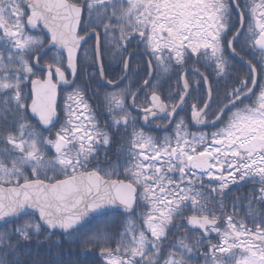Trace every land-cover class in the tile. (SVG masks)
Here are the masks:
<instances>
[{"label": "snow or ice", "instance_id": "6c2138e0", "mask_svg": "<svg viewBox=\"0 0 264 264\" xmlns=\"http://www.w3.org/2000/svg\"><path fill=\"white\" fill-rule=\"evenodd\" d=\"M233 8L238 24L229 33ZM89 40L91 62L108 85L119 82L105 75L108 53L118 51L125 73L123 55L133 44L146 62L143 102L139 89L111 91L103 125L74 84ZM0 42V264H19L16 253L42 231L45 239L70 234L97 210L131 212L138 200L137 224L116 238L84 233V253L98 249V264H264V213L255 207L264 206V0H0ZM41 53L54 55L45 63ZM231 56L247 74L212 113L207 69L227 80L237 70ZM160 66L178 74L169 99L153 76ZM189 68L207 89L202 105L192 102L191 121H221L216 131L192 132L183 117L174 120L201 83L190 84ZM62 85H74L63 99ZM129 106L144 124L174 125L171 134L150 135ZM117 132L127 138L117 153L123 162L104 167ZM241 182L257 186L244 217L225 205L230 186ZM177 228L196 238L169 242Z\"/></svg>", "mask_w": 264, "mask_h": 264}, {"label": "trees", "instance_id": "16d2710c", "mask_svg": "<svg viewBox=\"0 0 264 264\" xmlns=\"http://www.w3.org/2000/svg\"><path fill=\"white\" fill-rule=\"evenodd\" d=\"M243 3V0H241ZM233 19L229 33L235 29L238 24V16L234 9L231 13ZM229 33H226L225 36ZM89 48V51L81 53L80 59L78 62V78L75 84L81 85L86 91V95L92 105L93 109L97 111L98 117L101 125L105 123L102 117L108 116V97L112 92L107 89L102 81L99 79L98 68L96 64L91 62L92 52L91 49L95 47L94 42H89L85 47ZM141 52L137 49L135 44L128 48L127 53L123 55V59H127L129 55L133 52ZM50 56L54 53H50ZM49 55H46L45 63L48 62ZM121 56L118 54L108 53L103 59L105 75L112 80H119L124 75V64L121 62ZM234 67L237 68L236 71L232 72L230 77L225 80L224 84L220 83L219 78L215 77L210 68L207 69V74L209 77V82L212 85L213 89V101L208 109L210 112L214 113L217 106L222 102V98L226 89L230 90L233 87L234 81L238 78H243L247 74V68L242 66L236 60L231 57ZM189 62H191L189 60ZM201 70H205V62L199 64ZM191 70V68H189ZM140 73L142 78H146V63L140 57H135L130 64V73ZM178 74L172 71H166L163 66L154 69V76L156 82L159 84V94L162 98L169 99L168 90L175 89L177 87L176 79ZM130 78V77H129ZM141 78V83L143 79ZM190 84H194L196 79H199L201 83L198 86L191 88V93L188 99L186 100L182 110L180 111L177 119L183 117L186 120L187 125H190V112L192 102L195 100L200 105L204 103V100L207 99V92L203 81L194 75L188 76ZM221 79V78H220ZM73 88V87H72ZM121 88H128L126 83ZM72 90V89H71ZM71 90H62L61 99L63 96L70 92ZM119 91V89L117 90ZM146 92V91H145ZM145 92L143 98L140 102H143L145 97ZM107 94V95H106ZM101 98L102 101H98ZM130 96H128L125 101L126 105L128 104ZM179 98V93H175L171 96L173 101ZM247 102V100L245 101ZM171 107V104H169ZM5 105L0 103V116L4 115ZM164 120V118L162 119ZM161 120V121H162ZM172 129L168 131L167 134H171ZM153 136L161 137L166 133H149ZM3 148V145H0V149ZM104 153H101L103 156ZM106 162L102 163V166L106 167ZM257 187L251 183H239L230 186L225 198V205L228 211L235 210L240 217H244L245 213L249 207V199L253 196L252 189ZM219 199V197H217ZM235 204L236 207L233 209L232 205ZM143 207L142 203L138 200L136 204V210L133 214L127 216L121 213H111L99 217L92 221L88 226L84 227L81 230H78L69 235H61L58 233H52L47 239L44 238V232L40 233L39 237L34 236L33 239L24 244L22 249L16 253L15 259L19 261V264H98V249H93L91 252L84 253V249L80 244L79 237L88 231L96 233L97 230H102L101 234L105 236H111L113 238L118 237L125 230L129 229L130 226L138 223L136 217H132L138 213L139 209ZM261 213H264V206L256 205ZM190 214V213H189ZM247 223L248 220L246 219ZM176 225L186 224V219H179L175 221ZM6 227V226H5ZM0 228V231H3L4 228ZM191 234L185 228H177L172 231V234L169 236V242L176 240L178 241L181 237H189ZM214 235V234H213ZM191 238L194 240L195 235H191ZM203 249H201L202 251Z\"/></svg>", "mask_w": 264, "mask_h": 264}, {"label": "water", "instance_id": "95a60500", "mask_svg": "<svg viewBox=\"0 0 264 264\" xmlns=\"http://www.w3.org/2000/svg\"><path fill=\"white\" fill-rule=\"evenodd\" d=\"M233 9H234V8H233ZM234 11H235V9H234ZM235 12H236V11H235ZM236 14H237V16H238V13H237V12H236ZM90 41H91V40H89V41L87 42V44H88ZM87 44H85L84 47H85ZM80 55H81V53H80ZM44 56H45V54H44V53H41V57L43 58ZM135 57H140V58H142V59L145 61V57L143 56V53H142V52H138V51H136V52L131 53V54L129 55V57L127 58V61H128L129 67H128L126 73H125V69H124V79H121V80H120L117 84H115L114 86H113V85H108L105 81L102 80L103 85H104L107 89H109V90H111V91L116 90L117 88L121 87V86L124 84V82L127 80L128 76H129V73H130V64H131V61H132ZM231 57H232L234 60H236L238 63H240L242 66H244L245 68H247V66L243 64V62L240 60L239 57H236V56H231ZM145 63H146V62H145ZM97 68H98V67H97ZM104 72H105V71H104ZM189 75H194V76L199 77L200 79H202V78L199 76L198 73H193L191 70H189L188 76H189ZM77 76H78V71H77V73H76V77H75V80H74V84H75V82H76ZM153 76H154V70H153ZM202 80H203V79H202ZM150 84H151V81H150ZM72 87H73V85H62V86H61V89H65V90H67V89H71ZM145 90H146L145 88H140V90H139L138 93H137V99H138V97H139V96H140ZM206 92H207V89H206ZM189 93H190V89H189ZM188 96H189V94L187 95V97H185L184 103H183V104L177 109V112H176V114H175L174 120H176V117L178 116V114H179L180 111L182 110L183 105L185 104V102H186ZM212 100H213V98H212ZM131 103H132V100H131ZM131 103H130V104H131ZM211 103H212V101L209 103V105H208V109H209V107L211 106ZM131 109L136 113V109H134V108H132V107H131ZM137 114H138V113H137ZM161 118H163V117H157L156 119L159 120V119H161ZM220 122H221V121H216L215 123L204 124V125H196L193 121H191V124H192V127H193L194 129H196V130H201V129H202V130H203V129H206V128H212V127L218 125ZM142 123H143V122H142ZM143 126H144V128H145L146 130L158 131V132H167L168 130L171 129V127H172L173 125L170 124V125L168 126V128H165V129L150 128L148 124H144V123H143ZM136 204H137V203H136ZM135 210H136V205H135L134 208L131 210V212H125L122 208L117 207V206H107V207H105V208L99 209V210H97L96 212L90 214V216L87 217L85 220H83L79 225H77L76 228H74L73 230H71V233H70V234H72V233H74V232H76V231H78V230L83 229L84 227L88 226L92 221H94L95 219H97V218H99V217H102V216H104V215L111 214V213H121V214H123V215H127V216H129V215L133 214V213L135 212ZM3 227H5V225H4L2 222H0V228H3ZM189 227H190V226H189ZM54 233H58V234H61V235H69V234H64V233H60V232H54Z\"/></svg>", "mask_w": 264, "mask_h": 264}, {"label": "flooded vegetation", "instance_id": "af4514ba", "mask_svg": "<svg viewBox=\"0 0 264 264\" xmlns=\"http://www.w3.org/2000/svg\"><path fill=\"white\" fill-rule=\"evenodd\" d=\"M39 30H37V32H38ZM92 42H94L95 43V41H92ZM127 60V59H126ZM124 76V75H123ZM130 77V78H129ZM77 78H78V76H77ZM141 78H142V74H140V73H133V74H129V76H128V78H127V80L124 82V84L126 83V85H128V88L127 89H130L132 92H135L137 89H139L140 90V88H141V86H142V83H141ZM143 79V78H142ZM121 79H119V81H120ZM202 80V79H201ZM220 80V83L221 84H224L225 82V80L223 79V78H221V79H219ZM76 81H77V79H76ZM102 81V80H101ZM203 81V80H202ZM235 82V81H234ZM76 83V82H75ZM123 84V85H124ZM122 85V86H123ZM74 86V85H73ZM121 86V87H122ZM233 86H234V84H233ZM121 87H119V88H117L116 89V91L118 90V89H121ZM72 89V88H71ZM71 89H67V91L68 90H71ZM62 90H65V89H61V91ZM111 91V90H110ZM114 91V90H113ZM146 91V90H145ZM144 91V92H145ZM144 92L138 97V101L139 100H141L142 98H143V96H144ZM190 93H191V88H190ZM190 93H189V96H190ZM188 96V97H189ZM188 99V98H187ZM127 100V99H126ZM131 100H132V97L130 96V98H129V101H128V104L130 105V103H131ZM98 101H102V99L101 98H99L98 99ZM213 101V100H212ZM90 102V101H89ZM212 104V103H211ZM108 106H109V100H108ZM184 106V105H183ZM210 108V107H209ZM129 110L131 111V113H132V115H136L137 116V123L141 126V127H143L144 128V126H143V123H142V121H140L139 120V114H137V113H135L132 109H131V106H129ZM179 115V114H178ZM108 117H109V119H110V113L108 112ZM164 119H166V117H163ZM163 118H161V119H159L158 121H161ZM176 119H177V117H176ZM190 125L188 126V128H189V130L190 131H192V132H212V131H216L220 126H221V123L222 122H220L218 125H216V126H214V127H212V128H206V129H201V130H196V129H194L193 127H192V124H191V119H190ZM206 124H210V123H206ZM149 125V127L150 128H155L151 123H149L148 124ZM174 126V125H173ZM173 126L171 127V129L173 128ZM145 129V128H144ZM170 129V130H171ZM170 130H168V131H170ZM122 131V130H121ZM129 131H131V130H129ZM145 131H148V132H155V133H168V131L167 132H158V131H151V130H146L145 129ZM163 136H161V138H162ZM127 148V138L126 137H123L122 135H121V133L120 132H117L116 134H114V136H113V143H112V145L110 146V151H109V153H108V155H109V157H110V159L106 162V167L108 166V165H112V166H117L119 163H122L123 162V156H120V157H118V155H117V153H118V151L119 150H122V149H126Z\"/></svg>", "mask_w": 264, "mask_h": 264}, {"label": "rangeland", "instance_id": "374dc122", "mask_svg": "<svg viewBox=\"0 0 264 264\" xmlns=\"http://www.w3.org/2000/svg\"><path fill=\"white\" fill-rule=\"evenodd\" d=\"M3 50V44H2V42H0V51H2Z\"/></svg>", "mask_w": 264, "mask_h": 264}]
</instances>
